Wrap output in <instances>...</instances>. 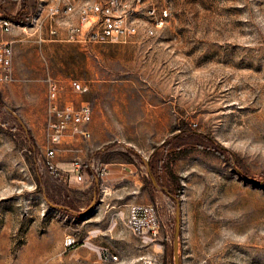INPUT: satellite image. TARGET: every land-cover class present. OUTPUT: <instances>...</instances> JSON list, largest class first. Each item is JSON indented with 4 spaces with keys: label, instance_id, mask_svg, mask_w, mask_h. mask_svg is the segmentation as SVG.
Returning a JSON list of instances; mask_svg holds the SVG:
<instances>
[{
    "label": "rangeland",
    "instance_id": "rangeland-1",
    "mask_svg": "<svg viewBox=\"0 0 264 264\" xmlns=\"http://www.w3.org/2000/svg\"><path fill=\"white\" fill-rule=\"evenodd\" d=\"M0 2L15 16L36 5ZM158 4L170 18L137 35L149 38L79 37L71 54L47 59L32 44L20 52V79L0 83V264H175L177 199L181 264H264V0ZM48 73L62 85V106L94 108L92 138L65 137L53 158L68 178L45 163ZM72 79L89 90H74ZM106 163L121 168L111 180L99 171ZM131 198L158 206L155 241L143 243L120 220ZM69 235L75 246H65ZM105 249L118 259L106 260Z\"/></svg>",
    "mask_w": 264,
    "mask_h": 264
},
{
    "label": "built area",
    "instance_id": "built-area-1",
    "mask_svg": "<svg viewBox=\"0 0 264 264\" xmlns=\"http://www.w3.org/2000/svg\"><path fill=\"white\" fill-rule=\"evenodd\" d=\"M159 0H36L34 9H28L22 21L16 20L0 11V29L11 34L18 29L24 37L36 36L39 41L57 42L66 34L69 41L78 43L84 37L86 43H125L137 38H149V35L137 36L143 32L152 33L162 28L170 18L166 5L158 4ZM22 8V7H21ZM15 16V15H12ZM14 48L11 41L0 39V83L10 84L15 81L13 69ZM71 86L80 93L89 90L87 84L77 79L71 80ZM62 85L56 78H48V116L46 137V167L56 177L64 175L53 158L61 148L65 137L92 138L89 124L92 121L94 108L90 103L79 106L61 105ZM72 166L79 180L83 179V160L78 154ZM94 166V163H91ZM103 179L106 169L99 170ZM106 188V187H105ZM122 215L118 214L125 227L143 243L155 241L161 229L159 208L155 203H129ZM77 239L69 235L65 246L77 244ZM106 260L118 257L109 250L103 251ZM154 264H162L155 259Z\"/></svg>",
    "mask_w": 264,
    "mask_h": 264
},
{
    "label": "crops",
    "instance_id": "crops-1",
    "mask_svg": "<svg viewBox=\"0 0 264 264\" xmlns=\"http://www.w3.org/2000/svg\"><path fill=\"white\" fill-rule=\"evenodd\" d=\"M5 2H3V4L6 3V1L12 3L13 5L16 6V8L20 9L22 2L21 0H3ZM0 6L1 2H0ZM32 7V6H31ZM5 9V7H2ZM31 9V8H30ZM10 14L9 15H13V13L11 11H9ZM66 34H62L61 37H64L63 39H61L60 41L57 42H51V41H39L37 37H24L21 35H15V33H11V34H7L6 38L8 41L12 42V46L14 48V56H13V69H14V74H15V80L18 81L20 79V77L23 75L22 69L20 68L21 66L19 65V55L20 52L25 49L28 48L30 45L32 44H37L39 45V50H40V54L43 56V59H47V57H49V55H51L52 53H54L56 50L61 51V50H65L66 52H69V54H71V47L73 43L72 41L67 40L66 38ZM77 44V43H75ZM71 60V57H70ZM49 77H53V75H51V73H48ZM55 78V77H53ZM48 80V79H47ZM109 164H104L101 165V169L105 168L106 169V179L111 180L112 178H114L115 174L117 175L119 170H114L112 171L109 167ZM124 166H127L126 164H122V169L124 168ZM126 176V175H125ZM124 176V177H125ZM127 178V176L125 177V179ZM142 185H138L137 183H135V187L133 188V191H138L141 188ZM137 200L136 198H131L130 200H128V202H126L124 204V206H127L129 203H133V202H137L135 201ZM109 206L111 207V210L113 209H117V205L115 204V202L112 201V199L108 200ZM107 207V205H106ZM115 219V218H114ZM108 231H112V229H108Z\"/></svg>",
    "mask_w": 264,
    "mask_h": 264
},
{
    "label": "water",
    "instance_id": "water-1",
    "mask_svg": "<svg viewBox=\"0 0 264 264\" xmlns=\"http://www.w3.org/2000/svg\"><path fill=\"white\" fill-rule=\"evenodd\" d=\"M148 171L151 175V179L154 183L155 186H158L157 180L155 176L152 174L151 169L148 168ZM98 200V193L95 192V199L94 203L91 205V208L97 203ZM178 204H177V209H176V224H175V233H174V263L175 264H181L180 263V254H179V238H180V233H181V204L179 199H177ZM62 207V206H60ZM63 208V207H62Z\"/></svg>",
    "mask_w": 264,
    "mask_h": 264
},
{
    "label": "trees",
    "instance_id": "trees-1",
    "mask_svg": "<svg viewBox=\"0 0 264 264\" xmlns=\"http://www.w3.org/2000/svg\"><path fill=\"white\" fill-rule=\"evenodd\" d=\"M25 1V3H27V0H24ZM25 7H26V5H24ZM25 7H23L22 8V10L20 11V13L17 15V16H12V15H9V16H11V17H13V18H15L16 20H18L20 17H23V15L27 12L26 11V9L27 8H25ZM1 12H2V10H0ZM3 13H4V11H3ZM5 14H6V12H5ZM134 154H136V155H138V156H140L141 157V155H140V153L139 152H137V150H134V149H132V148H129ZM142 158V157H141ZM152 174L155 176V178H156V180H157V182H158V187L157 188H160L164 193H166L167 195H170V193L168 192V190L165 188V187H163L162 185H161V181L159 180V177L152 171Z\"/></svg>",
    "mask_w": 264,
    "mask_h": 264
}]
</instances>
